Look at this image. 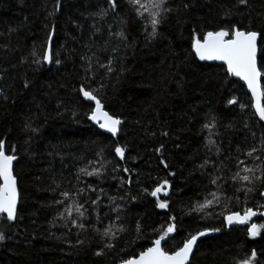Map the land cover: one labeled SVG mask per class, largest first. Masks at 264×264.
Wrapping results in <instances>:
<instances>
[{"label":"trees","instance_id":"trees-1","mask_svg":"<svg viewBox=\"0 0 264 264\" xmlns=\"http://www.w3.org/2000/svg\"><path fill=\"white\" fill-rule=\"evenodd\" d=\"M119 3L123 11L101 17L95 13L107 8L105 0H61L60 12L50 17L55 0H0V138L5 139L6 147L16 146L14 172L20 192L17 219L0 217V231L5 235L0 241V264H118L121 257L150 246L155 238L153 229L158 232L166 226L169 215L177 217L178 232L163 245L166 251L178 246L189 233L220 229L199 238L191 264H238L253 249L257 264H264V227H259L254 237L247 232L252 224L264 225V217L232 227L223 220L232 211L243 214L245 207L263 212L259 205L264 200L255 194L245 200L241 193L239 202L192 211L198 201L203 203L209 190L215 191L211 185L205 188L208 176L198 168L202 161L206 157L224 160L226 155H235L237 145L244 148L258 143L264 123L258 122L254 109L248 107L251 99L245 86L225 76V66L199 61L190 48L193 30L199 33L228 26L229 19L244 20L250 13L259 27L264 0H249V7L241 6L240 14L232 8L230 18L223 16V8H231L232 0H170L173 11L158 26L154 38L149 36L151 25L135 17L127 0ZM121 18L127 23L122 24ZM53 22L54 47L62 63L37 65L33 60L41 58L44 26ZM121 31L126 40L118 35ZM82 56L92 57L90 85L83 79L87 64ZM109 59L112 73L99 67ZM81 84L95 90L105 110L122 119L117 140L101 135L87 118L94 106L77 91ZM232 98L246 107L229 105ZM213 117L216 127L203 128ZM26 122L38 131L25 130ZM208 138L220 147L219 158L215 148L209 152L206 147ZM116 143L127 145L125 160L114 156ZM161 144L160 155L155 149ZM101 148L105 149L103 162L108 173L117 179L109 175L96 185L103 187L107 196L101 194L102 209L89 212L93 222L97 212L103 219V225L97 227L122 225L127 231L118 233L115 249L96 255L103 247L100 236L91 230L79 236L75 227L69 230L58 217L63 209L55 201L63 199L61 191L84 187L85 181L95 184L94 177L82 176L79 169L99 166L88 165V161L99 159L96 153ZM161 159L168 164L167 169ZM117 162L130 171L111 173ZM169 171L175 176H169ZM119 177L131 178V185L125 187L132 195L139 194V199L127 204L120 220L115 219V212L108 213L112 217L108 220L105 213L109 206L114 207L108 197L123 203L119 200L123 194L118 191ZM162 179L171 184V211L156 208L155 198L142 192ZM208 212L213 214L206 215ZM137 221L142 229L138 238Z\"/></svg>","mask_w":264,"mask_h":264},{"label":"snow or ice","instance_id":"snow-or-ice-1","mask_svg":"<svg viewBox=\"0 0 264 264\" xmlns=\"http://www.w3.org/2000/svg\"><path fill=\"white\" fill-rule=\"evenodd\" d=\"M107 8H101L95 15L101 17L107 16L109 12L117 13L123 11L119 0H105ZM127 4L131 9V12L136 18L141 21H146L151 25V32L149 36L154 38L158 33V26L165 22L166 17L173 11L170 6V0H127ZM243 8L249 7V0H232L231 8L225 6L223 8V16L230 18L233 15L232 8L236 9V14H240ZM184 8L188 7V4L183 5ZM61 10V0H55L54 9L48 13V16L55 17ZM247 20V23H244ZM244 20H231L229 19L228 26H220L212 30H201L197 33L193 30L191 38V53L199 61H221L222 66L225 67V76L237 77L244 82L247 90L251 93V104L248 107L254 109L253 116H258V122H264V15H261L260 26L257 27L254 22V18L249 13L244 17ZM75 24V21H72ZM121 23L126 24L127 21L121 18ZM78 26V25H77ZM45 38L41 44L42 53L40 59H34L33 63L40 64H55L60 65L62 63L60 58V52L54 47V38L56 35L55 23L46 24ZM145 31L147 27L145 26ZM118 35L126 40L124 32L121 31ZM32 55L35 57L36 53L33 51ZM95 55V54H93ZM81 60L86 61L85 76L83 79L90 85L91 80L89 77L92 75L93 62L92 57L82 56ZM98 63V61H97ZM100 68H104L107 73H112L114 68L112 67V60L109 59L107 64H99ZM94 78V77H93ZM27 82L25 87H27ZM77 91L88 101L94 102V107L89 110L87 118L90 121L95 122L99 129L105 130L110 133L112 137H116L121 132L122 119L116 115L110 114L105 110L104 104L97 95L94 94L95 90L91 87H86L85 84H81ZM3 90L0 89V94ZM7 99V97H4ZM229 105H237L241 109L246 106L239 103L238 99L232 98L227 101ZM216 127L215 117H213L212 123L204 124L203 128L211 129ZM226 127H231L227 125ZM247 128L248 125L246 124ZM264 127V124L261 125ZM25 130H31L33 133L38 129L31 128L30 123H25ZM218 135V133H216ZM103 135V133H101ZM167 136V133H163ZM212 133H210V136ZM253 140L256 139V133H251ZM206 147L209 152L215 148V155L219 158L221 149L217 146L214 139L208 138ZM164 145L161 144L155 149L157 153H161ZM127 145H120L116 143L112 149L115 157L119 160L126 159ZM96 156L99 159L94 161H88V165H99L91 167H83L79 169L82 176L94 177V183H88L85 181L84 187H78L71 191H61L60 196L63 199L56 200L55 203L62 207V211L58 212V217L65 221V226L75 227L78 229L77 235L81 232H87L89 230L97 233L103 241V247L100 248L95 254L103 255L104 250L109 251L116 248V241L119 239L118 233H124L127 231L122 225L115 226L110 224L107 227H97V224L103 225V219H101L97 212L96 220L93 222L89 209L97 211L103 208L101 194L107 196V192L103 187H97L96 185L102 184L109 178L108 170L105 166V149L101 148ZM243 157V159H241ZM16 146L8 145L6 147V141L0 138V217L7 221H15L18 214V202L19 191L17 187V176L14 174L13 163L17 161ZM227 161V163L225 162ZM160 163L165 169L168 168V164L161 159ZM229 165L232 167L230 168ZM201 174H207L208 188L209 185L214 186L215 191L209 190L205 196L203 203L199 201L192 209L195 212H204L205 209L213 208L215 206H224L228 203L239 202L240 195L243 194L244 199L248 200L250 194L257 195L260 199L264 200V132L261 133L258 143H252L241 148L236 146L235 155H226L224 160H212L205 158L198 166ZM235 168V171L232 170ZM129 172L127 167L120 168L117 164L113 165L111 173L117 172ZM169 176H175L174 172L169 171ZM111 179H117V176L111 175ZM80 177H77L79 183ZM132 181L129 177L127 180L123 177H119V189L118 191L123 194L119 196V200L123 203L117 204V197H108L113 206H109L108 212L105 213V218L111 220L112 217L108 214L111 212L116 213V220H120V212L127 208L129 202H135L139 199V194L132 195L130 190L126 188V185H131ZM171 187L168 179L158 180L155 186L149 190L143 188L142 192L150 197L155 198L153 201L154 206L158 209H170V197L169 189ZM231 190V195H229ZM166 197L160 198V194ZM210 197V198H209ZM88 205V207H86ZM260 208H264V204L259 205ZM212 212L206 213V215H212ZM264 215V213H261ZM257 212L252 207H245L243 214L239 211L229 212L223 216V220L227 224L231 225L233 222L246 223L251 217L256 216ZM259 227L252 224L247 229L249 236H256L259 234ZM135 231L137 238L142 229L139 222H136ZM219 228H204L198 230L195 233H189L178 246H174L171 250L166 251L162 247V242L167 245L173 237L171 234L178 232V221L175 215H169L166 221V226H162L155 233V238L150 241V246L144 247L143 250L135 252L131 255H126L118 260V264H191L193 258L194 248L197 246V241L200 237H204L209 232H219ZM5 240L4 233L0 232V241ZM77 243H83L82 240H78ZM127 252V250H124ZM257 253L255 249L243 260H240L238 264H257Z\"/></svg>","mask_w":264,"mask_h":264},{"label":"water","instance_id":"water-1","mask_svg":"<svg viewBox=\"0 0 264 264\" xmlns=\"http://www.w3.org/2000/svg\"><path fill=\"white\" fill-rule=\"evenodd\" d=\"M201 62H203V63H209V64H220V65H223V62H221V61H201ZM226 67V66H225ZM235 79H237V80H239L244 86H245V88L247 89V87H246V85L244 84V82L242 81V80H240L239 78H237V77H234ZM248 91V90H247ZM248 93L250 94V96H251V93L248 91ZM88 104H91V105H93L94 106V102H92V101H88V100H86L85 98H83ZM258 117V116H257ZM259 119V118H258ZM94 126H96L98 129H99V127H98V125H96L95 124V122H93V121H90ZM262 123H264V122H262ZM102 133H104V134H107V135H110L111 136V134L110 133H107V132H105V130H102V129H99ZM119 134L120 133H118V135L116 136V137H113L115 140H117L118 139V137H119ZM112 137V136H111ZM160 155H161V153H159ZM15 162L16 161H14V163H13V169H14V166H15ZM14 174H15V172H14ZM17 187H18V181H17ZM18 191H19V187H18ZM19 202H20V192H19ZM19 202H18V207H19ZM261 213H264V211L263 212H257V215L256 216H253V217H251L246 223H236V222H233L231 225H229L228 224V227H232V226H244V225H247V224H249L250 222H252L255 218H257V217H264V215H262ZM198 241H199V239H198ZM198 241H197V243H198ZM163 242H162V247H163ZM195 249H196V247L194 248V252H195ZM194 252H193V255H194Z\"/></svg>","mask_w":264,"mask_h":264},{"label":"rangeland","instance_id":"rangeland-1","mask_svg":"<svg viewBox=\"0 0 264 264\" xmlns=\"http://www.w3.org/2000/svg\"><path fill=\"white\" fill-rule=\"evenodd\" d=\"M161 196H164L163 193L160 194V197H161ZM0 232H1V231H0Z\"/></svg>","mask_w":264,"mask_h":264}]
</instances>
